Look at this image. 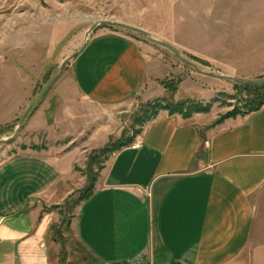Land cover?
Listing matches in <instances>:
<instances>
[{"label":"crops","instance_id":"crops-1","mask_svg":"<svg viewBox=\"0 0 264 264\" xmlns=\"http://www.w3.org/2000/svg\"><path fill=\"white\" fill-rule=\"evenodd\" d=\"M231 69L226 77L243 79ZM179 75L175 101L202 99L192 72L150 66L140 43L104 30L71 63L75 93L104 109L165 96L158 83ZM40 113L0 162V264L59 263V215L49 209L67 199L76 157L30 149L39 145L29 137L47 127ZM216 121L160 112L109 158L69 224L86 264H264V106Z\"/></svg>","mask_w":264,"mask_h":264},{"label":"rangeland","instance_id":"rangeland-1","mask_svg":"<svg viewBox=\"0 0 264 264\" xmlns=\"http://www.w3.org/2000/svg\"><path fill=\"white\" fill-rule=\"evenodd\" d=\"M101 22L140 28L148 38ZM98 30L117 32L140 43L150 66L174 63L192 72L194 78L188 83L201 87L202 99L183 101L211 104L208 113L217 120L234 107L245 111L247 97L246 92H240V84L220 76H228L233 68L232 73L242 76L239 80L264 79V0H0V162L4 154L13 152L25 123L38 112L43 113L38 114V125L45 121L47 127L30 136L29 143L56 146L64 153L73 151L76 157L68 197L60 210H54L60 214L55 224L59 233L54 236L60 244L58 264H86L87 254L72 238L69 224L78 197L112 157H104L100 151L122 136L132 137L139 129L135 121L147 104L156 100L183 102L175 100L185 75L158 83L165 96L137 100L123 109L83 102L75 93L71 63ZM152 40L174 47L195 68ZM73 55L17 130L27 107Z\"/></svg>","mask_w":264,"mask_h":264},{"label":"trees","instance_id":"trees-1","mask_svg":"<svg viewBox=\"0 0 264 264\" xmlns=\"http://www.w3.org/2000/svg\"><path fill=\"white\" fill-rule=\"evenodd\" d=\"M239 86L241 88L240 92L244 91L246 92L247 95L244 104L245 111H241V109H239L238 107H234V109L230 113L218 119L215 122V124H220L226 119L235 118L236 116L239 115L255 112L264 106V84L252 85V86L240 84ZM210 107L211 104L203 105L202 103L193 102L191 100H187L179 103H171L165 100H156L153 103H149L144 107L142 111L143 113L142 117L135 121V125L139 126V129L133 133L132 137L125 138L122 136L119 140L112 143H108L100 151V154L104 157L106 156L109 157L121 151L122 149L131 146L134 142V139L140 135L144 125L152 121L160 112H167L168 115L170 116L179 115L183 119H188L194 114L208 113ZM25 149H26L25 146H21V150H25ZM30 149L35 151H40V150H45L46 148L45 146L32 145ZM100 170H102V168ZM96 180H97V175L91 178L88 188L78 197L76 205L81 204L82 202L88 200L92 196ZM60 209H61V205L54 206L49 210L54 211ZM52 232L54 239V236L59 233L58 229L56 232V225L52 227ZM55 241L57 242V239Z\"/></svg>","mask_w":264,"mask_h":264},{"label":"water","instance_id":"water-1","mask_svg":"<svg viewBox=\"0 0 264 264\" xmlns=\"http://www.w3.org/2000/svg\"><path fill=\"white\" fill-rule=\"evenodd\" d=\"M101 25H107V26H114V27H118V28H123L129 32H133V33H137L143 37H146L148 38V33L140 28H137V27H134V26H130V25H126V24H122V23H118V22H101L100 23ZM96 27V25L93 26L92 29H94ZM91 31V30H90ZM90 31H88V33H86V37L89 36V33ZM153 42L161 45L162 47L166 48L167 50H169L171 53H173L182 63L184 64H187V65H190L192 66L193 68H195V66L189 62H187L184 58H182L179 54V52L172 46L166 44V43H162V42H159L157 40H152ZM86 44V43H85ZM85 44L84 46L82 47V49L85 47ZM81 49V50H82ZM80 50V51H81ZM76 55V54H75ZM71 56L69 57L68 59H66L61 68H60V71H59V74L54 77L50 83H48L44 90L42 91V93L34 100L32 101V103L27 107V109L25 110L20 122H19V125H18V129H20V127L23 125V122L26 120V118L28 117L29 113L31 112V110L43 99V97L47 94V92L50 90V88L56 83L58 77L61 75L62 71H63V67L64 65H66V63L73 59V57L75 56ZM219 78H223L225 80H228V81H232L236 84H245V85H249V86H252V85H262L264 84V79L263 80H259V81H243V80H239V79H236V78H231V77H224V76H220ZM1 142V140H0Z\"/></svg>","mask_w":264,"mask_h":264}]
</instances>
